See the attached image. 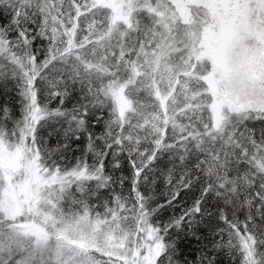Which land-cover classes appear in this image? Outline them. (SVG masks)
I'll use <instances>...</instances> for the list:
<instances>
[{
    "label": "snow or ice",
    "instance_id": "obj_1",
    "mask_svg": "<svg viewBox=\"0 0 264 264\" xmlns=\"http://www.w3.org/2000/svg\"><path fill=\"white\" fill-rule=\"evenodd\" d=\"M0 264H264V0H0Z\"/></svg>",
    "mask_w": 264,
    "mask_h": 264
},
{
    "label": "trees",
    "instance_id": "obj_2",
    "mask_svg": "<svg viewBox=\"0 0 264 264\" xmlns=\"http://www.w3.org/2000/svg\"><path fill=\"white\" fill-rule=\"evenodd\" d=\"M79 153H77L78 155ZM129 169H128V165L127 163H125L124 165V174L128 175ZM160 191L163 192V186H161ZM184 249V254L186 256H188L189 258H191L193 255H195V248L197 247L195 242L191 243V244H184L181 246Z\"/></svg>",
    "mask_w": 264,
    "mask_h": 264
}]
</instances>
